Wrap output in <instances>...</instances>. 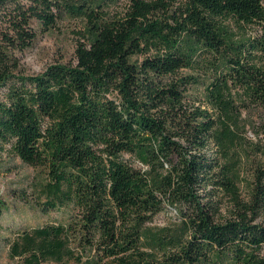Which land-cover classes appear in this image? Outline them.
<instances>
[{
  "label": "trees",
  "instance_id": "obj_1",
  "mask_svg": "<svg viewBox=\"0 0 264 264\" xmlns=\"http://www.w3.org/2000/svg\"><path fill=\"white\" fill-rule=\"evenodd\" d=\"M105 4L0 0V147L44 172L42 211L70 209L11 256L264 264V160L241 177L242 113L264 120V0H129L118 17ZM64 17L85 21L75 63L15 75V52ZM165 208L175 221L150 225Z\"/></svg>",
  "mask_w": 264,
  "mask_h": 264
},
{
  "label": "rangeland",
  "instance_id": "obj_2",
  "mask_svg": "<svg viewBox=\"0 0 264 264\" xmlns=\"http://www.w3.org/2000/svg\"><path fill=\"white\" fill-rule=\"evenodd\" d=\"M129 0H108L103 11L107 17L124 13ZM85 21L81 18L64 17L45 33H39L33 43L23 51L15 52L17 69L15 75H35L51 63L74 64L78 42L84 41ZM5 87L0 88V94ZM245 118V143L242 149L241 177L247 178L253 165L264 160L261 145H264V120L258 109L243 112ZM136 167L141 164L134 162ZM46 177L42 170L21 161L14 155L9 144L0 147V264H25L18 256H11V245L20 234L45 224L66 223L70 209L56 208L42 211L39 184ZM240 187L242 185L240 184ZM243 190V189H242ZM228 204L223 199L222 212ZM264 221V214L260 217ZM175 221V212L169 208L153 217L152 226H164ZM78 253V252H77ZM55 264V263H42ZM61 264H75L65 261Z\"/></svg>",
  "mask_w": 264,
  "mask_h": 264
}]
</instances>
